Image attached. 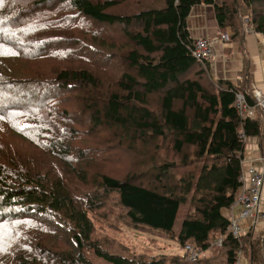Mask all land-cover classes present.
Here are the masks:
<instances>
[{
	"label": "trees",
	"instance_id": "obj_1",
	"mask_svg": "<svg viewBox=\"0 0 264 264\" xmlns=\"http://www.w3.org/2000/svg\"><path fill=\"white\" fill-rule=\"evenodd\" d=\"M227 1L0 0V50L14 53L0 55V125L43 151L39 156L0 144V264H94L87 252L111 264H164L162 256L135 253L104 233L119 231L123 223L174 237L181 250L191 244L205 254L193 263L175 254L171 264H235L237 252L247 248L251 264H264V233L236 239L226 231L227 210L240 185L245 144L239 134L259 135L258 120L242 119L235 106L236 93L252 103L244 85L248 78L238 75L235 83L218 80L216 90L206 88L208 66L190 52L186 21L201 4L213 7L218 35L226 34L227 43L242 38L236 7L250 11L254 33L264 37V0ZM103 26L111 43L114 35L127 41L121 54L127 67L116 82L121 94L101 90L89 71L53 77L42 71L49 61L74 53L88 60L86 48H94ZM84 29L87 39L74 35ZM64 42L83 47L64 49ZM77 85L97 89L82 107L94 114L95 125L101 117L121 130L129 149L140 140L150 150L171 139L177 154L185 149L184 163L192 151L189 173L174 176L177 165L186 166L179 158L178 163L159 159L160 146L154 153L145 150L148 171L134 170L135 178L99 166L117 169L121 157L101 141L91 138L82 148L84 159L78 158L72 145L83 140L70 126L73 120L59 112L58 98ZM58 165L62 173L52 174ZM141 175L154 177L153 184L140 185ZM93 214L106 220L100 242L94 241ZM220 237L221 246H212Z\"/></svg>",
	"mask_w": 264,
	"mask_h": 264
},
{
	"label": "rangeland",
	"instance_id": "obj_2",
	"mask_svg": "<svg viewBox=\"0 0 264 264\" xmlns=\"http://www.w3.org/2000/svg\"><path fill=\"white\" fill-rule=\"evenodd\" d=\"M141 1L143 3L147 2V0ZM213 1L215 2V4L226 2V0ZM227 2H229V0ZM203 5L206 6L205 4ZM261 7H259L260 10H262ZM236 8L239 24L241 25L242 35L246 33V30L254 32L253 25L251 23L253 15L250 13L249 10L244 13L240 12V8ZM204 21L208 24L213 21L216 24L213 7H209V11L206 12ZM84 23L86 24L85 21ZM88 24L90 23L88 22ZM85 30L86 29L82 31H76L74 32V35L81 39H87L88 37L85 35ZM110 34V30L106 29L103 26L102 32L98 35V41H95L93 43L94 48H86L90 52V58L88 60H79V53H74L72 56H67L66 58L58 57L54 61H49L47 63L48 68L42 69V71L48 73L49 77H53V75H56V72L60 73L66 70L89 71L96 79V84L99 86V88H101V90L109 94H121L122 92L118 88L116 82L119 80V77L126 70L127 67V62L125 61V59L121 58L122 52L128 48L125 47L127 41L125 39L123 40V38H121L120 41H117V37H114V35L112 37L113 43H111ZM88 42L90 43L89 40ZM63 45H65L64 49H72L78 46H81L80 48L83 47V43L76 44L75 42H64ZM98 48L103 53L99 51ZM193 73L194 72H192L190 75H192ZM130 74L134 76L133 72H131ZM207 74L209 76H205V79L203 80L204 86L206 88L209 86H213L216 90L217 85H219L220 83L218 82V80H216V77H214L213 74H217V72H213L210 68H208ZM194 75L195 74H193V77ZM94 90H97L94 86H87L84 88L83 86L77 85L72 91H65L63 93H60L58 96L61 102L59 112L63 114L66 118L73 120V123L70 126L77 130L76 135L83 140L82 142H80V140H77L76 143L72 145L75 150V154L78 158L83 160L84 154L82 153V148H87L89 142H91L92 140H98L101 141V144H103L105 147L109 149H116V151H118L121 155L120 160L118 161L119 165L117 169H114L115 167H113L111 164L104 163L99 166L106 168L109 172H111L112 170H116L117 172L122 174L123 178L126 177L128 173H131L134 170L144 172L148 171L149 166L147 165L148 159L146 157V153L147 151H149V153H154L153 147L156 146L163 147V149H160L157 153L159 154V159L162 158L165 162L168 163H173V161L178 163L179 158L181 162L184 163L182 155L184 154L183 151L185 149L182 150L181 155L177 154L173 149L171 139L168 141L164 140V142L166 143H164L163 145H160V143H157L159 145H156L155 143L151 146L150 150L146 149V147L148 146H144L143 142L140 140L138 145L129 149L127 147L129 145L127 142L130 141H124L126 139L125 137H119L120 135H122L121 130L118 131V128L107 126L106 122H104V120L100 116V122L95 125V120L93 117L94 114L82 109V107L86 105L84 100L93 99ZM211 92H213V89H211ZM3 126L4 125H0V144H10L14 147H21L22 149H24L25 153L29 151V153L31 152L39 156L41 155V153L43 152L41 146H30V144H28L20 136L13 133H8L7 129L3 130ZM98 130L100 132H98ZM91 138L92 140H90ZM122 142L123 144H120ZM191 152L192 151L190 150L188 162L184 163V166H186V168H182L181 165H177L179 167L175 169L174 173H172H176L174 176L181 177L189 173L191 169V164L193 162V156H191ZM94 169H97V166H90L89 168L90 171H93ZM51 172L52 174H57L59 172L62 173V165L54 166L53 170L51 168ZM135 173H131L134 174L131 175L132 178L136 177ZM92 176L93 175L91 174V172H88V174L86 175V178L89 182H91ZM153 178L154 177H145L146 180H144L141 175L136 180H142L139 182V184L142 186H148V184H153ZM66 179H69V177ZM136 183H138V181H136ZM69 184L73 186L74 182H69ZM84 188H86L88 192H92L91 187L85 186ZM112 198H114L113 195L110 196V199ZM110 210H114L113 205L111 206ZM92 217L94 219L93 224L95 228L94 241L100 242L102 239V237L100 236L102 235L101 230L104 228L102 224L106 220L102 221L99 214H93ZM106 223L107 225H109V222ZM122 227L123 228L119 229V231H104V233L112 237H117L118 239H120V242L122 244L129 247L135 253H145L148 254L149 257L162 256V258L165 260L164 264H171L170 259L172 258V256L175 254H181V247L177 245L174 237L168 238L165 236H161L159 235V233H155L143 228H131L128 224L125 223L122 224ZM176 233L177 230H175L174 234L176 235ZM220 238H217L215 241L212 242V244L214 245L216 241ZM87 254L89 255L90 259L94 264H111L102 261L99 258H96L92 255V252H87ZM202 255L205 254L203 253Z\"/></svg>",
	"mask_w": 264,
	"mask_h": 264
},
{
	"label": "built area",
	"instance_id": "obj_3",
	"mask_svg": "<svg viewBox=\"0 0 264 264\" xmlns=\"http://www.w3.org/2000/svg\"><path fill=\"white\" fill-rule=\"evenodd\" d=\"M251 33V31H245ZM245 33V34H246ZM228 41L226 34L217 35L214 38H195L192 39L190 52L192 57L203 67L209 65L214 55V44L217 42ZM208 70V69H206ZM246 92L251 98V104L246 100L243 94L235 95V106L238 115L242 119L258 120L259 135L254 139L246 137L240 133V139L245 144L244 150L251 140L259 143V156L249 161V165H245L242 158L240 161L241 172L239 176V188L237 189L231 207L227 210L229 215V223L227 233L236 239H240L248 234H254L257 223L264 218L261 210V195L264 185V92L254 87L252 84L246 86ZM243 150V151H244ZM247 222V225H243ZM222 237L212 246H221ZM203 254V251L191 244L184 245L182 256L186 262H195ZM243 250L237 252L235 264H240Z\"/></svg>",
	"mask_w": 264,
	"mask_h": 264
},
{
	"label": "crops",
	"instance_id": "obj_4",
	"mask_svg": "<svg viewBox=\"0 0 264 264\" xmlns=\"http://www.w3.org/2000/svg\"><path fill=\"white\" fill-rule=\"evenodd\" d=\"M209 7L211 6L201 4L192 9L186 21L191 39L214 38L218 35L215 22L211 21L208 24L204 21ZM210 69L217 72V74H213L216 80H228L235 83L239 78L238 75H242L248 78L244 85L252 84L264 92V37L261 34L251 32L242 35L239 43H215ZM259 154V143L251 140L247 149L243 151L245 165H249V161L256 159ZM261 201V210L264 213V185ZM243 225H247V222H244ZM259 233H264V218L257 223L253 235L256 236ZM240 264H251L248 248L243 251Z\"/></svg>",
	"mask_w": 264,
	"mask_h": 264
},
{
	"label": "snow or ice",
	"instance_id": "obj_5",
	"mask_svg": "<svg viewBox=\"0 0 264 264\" xmlns=\"http://www.w3.org/2000/svg\"><path fill=\"white\" fill-rule=\"evenodd\" d=\"M4 54H14V53H7V52H5L3 50H0V55H4Z\"/></svg>",
	"mask_w": 264,
	"mask_h": 264
},
{
	"label": "water",
	"instance_id": "obj_6",
	"mask_svg": "<svg viewBox=\"0 0 264 264\" xmlns=\"http://www.w3.org/2000/svg\"><path fill=\"white\" fill-rule=\"evenodd\" d=\"M262 247H263V252H264V236H263V239H262Z\"/></svg>",
	"mask_w": 264,
	"mask_h": 264
}]
</instances>
